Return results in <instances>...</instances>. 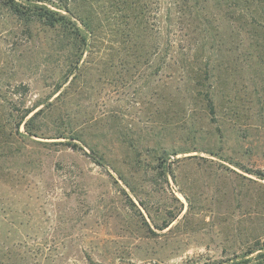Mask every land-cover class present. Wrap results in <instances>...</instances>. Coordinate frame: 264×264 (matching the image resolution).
Masks as SVG:
<instances>
[{"label":"rangeland","instance_id":"374dc122","mask_svg":"<svg viewBox=\"0 0 264 264\" xmlns=\"http://www.w3.org/2000/svg\"><path fill=\"white\" fill-rule=\"evenodd\" d=\"M76 5L81 56L0 7V264H264L259 6Z\"/></svg>","mask_w":264,"mask_h":264},{"label":"trees","instance_id":"16d2710c","mask_svg":"<svg viewBox=\"0 0 264 264\" xmlns=\"http://www.w3.org/2000/svg\"><path fill=\"white\" fill-rule=\"evenodd\" d=\"M253 1L259 6L257 11L259 17L264 20V0ZM0 7L9 11L10 15L27 28L40 26L47 32L57 35V44L63 48L66 47L67 51L74 55L81 56L87 48L88 36L92 34V29L88 20L80 14L76 0H0ZM79 20L83 27L78 26ZM28 30L32 35L31 30ZM22 87L25 88V86ZM3 106L9 110H6L7 115L17 120V127L22 125L28 136L38 137V133L42 129L38 125V117L44 111L43 108L39 109L40 105L37 104L30 108L23 107L19 112L14 110L17 104L11 103V101ZM210 111H212V107ZM258 175L264 177L262 174ZM259 256H262V253ZM248 262L249 260H246L237 264H247Z\"/></svg>","mask_w":264,"mask_h":264}]
</instances>
